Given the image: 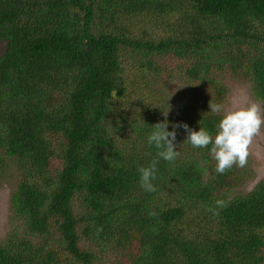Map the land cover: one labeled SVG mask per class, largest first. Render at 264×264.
Here are the masks:
<instances>
[{
  "label": "trees",
  "instance_id": "trees-1",
  "mask_svg": "<svg viewBox=\"0 0 264 264\" xmlns=\"http://www.w3.org/2000/svg\"><path fill=\"white\" fill-rule=\"evenodd\" d=\"M0 43V264H264V178L147 140L214 137L237 82L264 118V0H0Z\"/></svg>",
  "mask_w": 264,
  "mask_h": 264
},
{
  "label": "clouds",
  "instance_id": "clouds-1",
  "mask_svg": "<svg viewBox=\"0 0 264 264\" xmlns=\"http://www.w3.org/2000/svg\"><path fill=\"white\" fill-rule=\"evenodd\" d=\"M209 108L211 113L219 114L221 112V105L213 104L211 101ZM260 113V107L256 103H251L247 107H237L235 110L227 112L216 125L217 132L214 137L203 128H200L198 132L192 131L187 124L173 125V131H167L169 125L165 120L152 126L155 130L148 136V144L154 145L158 149L157 157L172 162L179 155L175 150V129L183 128L187 133L184 143H189L194 148H204L211 145L210 153L216 161L215 172L222 175L234 165L239 168L246 166L253 138L260 133L261 125L264 124V119ZM167 114L168 112L164 114L165 117ZM157 163L158 160H153L149 167L138 169L140 186L146 192L156 190L152 181L156 179ZM215 204V209H206L213 215L219 214L217 209H223L227 206L224 200H217ZM149 215L153 216L155 213L150 212ZM98 231H102V228Z\"/></svg>",
  "mask_w": 264,
  "mask_h": 264
},
{
  "label": "rangeland",
  "instance_id": "rangeland-1",
  "mask_svg": "<svg viewBox=\"0 0 264 264\" xmlns=\"http://www.w3.org/2000/svg\"><path fill=\"white\" fill-rule=\"evenodd\" d=\"M3 49L4 43H0V54L3 52ZM231 83H233V81H231L230 84ZM251 103L256 102L250 95L248 85L242 82L233 83L223 102V115L229 111L235 110L237 107H247ZM260 114L262 119H264L262 110ZM247 164L246 173L248 176L246 178L248 181L241 187L233 190L241 194L247 193L259 180L264 178V124L261 125L260 133L253 138V142L249 148ZM17 176L18 172L12 167L8 170L5 174V178L0 183V232H3L7 223L8 201L9 195L12 192L10 189H12L11 185L14 183Z\"/></svg>",
  "mask_w": 264,
  "mask_h": 264
}]
</instances>
